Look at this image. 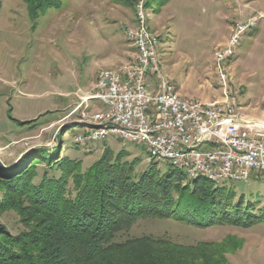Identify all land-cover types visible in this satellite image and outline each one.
Here are the masks:
<instances>
[{
    "label": "rangeland",
    "instance_id": "1",
    "mask_svg": "<svg viewBox=\"0 0 264 264\" xmlns=\"http://www.w3.org/2000/svg\"><path fill=\"white\" fill-rule=\"evenodd\" d=\"M138 2L143 25L158 39L160 74L179 98L222 101L226 86L238 116L264 122V0H168L164 5L163 0H62L60 8L45 10L35 20L23 0H0V227L9 235L37 226L32 221L40 217L27 210L22 192L44 173L58 176L50 167L62 159L78 161L84 172L106 152L121 154L136 163V176L153 164L142 145L116 137L75 142L88 130V116L101 109L93 98L99 73L126 65L134 54L127 31L137 27ZM250 17L258 23L224 64L223 84L214 72V52L226 44L233 25ZM154 164L161 174L171 169L184 174L167 161ZM221 185L233 188L235 202L244 198L264 220L262 175ZM144 235L183 246L210 244L203 247L205 256L214 260L222 253V264H264V221L246 228H197L142 219L120 239Z\"/></svg>",
    "mask_w": 264,
    "mask_h": 264
},
{
    "label": "trees",
    "instance_id": "2",
    "mask_svg": "<svg viewBox=\"0 0 264 264\" xmlns=\"http://www.w3.org/2000/svg\"><path fill=\"white\" fill-rule=\"evenodd\" d=\"M61 1L23 0L32 20L60 8ZM119 155L106 152L84 172L78 161L62 159L50 167L58 176L44 173L37 185H28L22 192L27 210L40 219L16 237L0 227V264H222V253L214 260L205 256L203 247L210 244L120 237L142 219H170L197 228H246L264 221L244 198L235 202L233 188L203 178L183 185L184 174L174 169L161 174L154 163L136 176V163Z\"/></svg>",
    "mask_w": 264,
    "mask_h": 264
},
{
    "label": "built area",
    "instance_id": "3",
    "mask_svg": "<svg viewBox=\"0 0 264 264\" xmlns=\"http://www.w3.org/2000/svg\"><path fill=\"white\" fill-rule=\"evenodd\" d=\"M136 9L137 27L127 32L130 40H137V54H132L129 62L118 69L100 72L96 81L98 93L93 96L105 99L111 121L119 122V138L169 155L170 165L182 164L189 176L194 173L225 175L227 181L238 179L241 182H247L253 173L264 177V125L239 120L226 86H223L222 101L210 102V106H199L186 99L175 101L177 92L172 83L160 78L154 58L156 40L145 34L142 2H138ZM257 23L256 17H250L231 27L229 43L216 54L219 82L220 78H227L225 72H221V61H226L244 33L253 30ZM222 112H234V119H222ZM108 138L98 135L97 130H85L75 142L95 144ZM201 138L229 142V150L204 149L201 153L180 157L182 148L196 145Z\"/></svg>",
    "mask_w": 264,
    "mask_h": 264
},
{
    "label": "bare ground",
    "instance_id": "4",
    "mask_svg": "<svg viewBox=\"0 0 264 264\" xmlns=\"http://www.w3.org/2000/svg\"><path fill=\"white\" fill-rule=\"evenodd\" d=\"M142 23L144 24L143 15H142ZM245 33H244V35H245ZM145 34H146V36H148L149 39L156 40L155 41V49H154V58L156 60V64H157L159 72H160L159 61H158V52H157L158 39L153 34L148 32V30L146 29V26H145ZM127 37H128V40L130 42H132L134 45V54H137V40H130L129 32L127 33ZM228 43H229V36H228L226 44H228ZM237 46L238 45H235L234 50H232L231 55L229 57H227L226 61H221V72H225V75H227L226 74L227 70H226L224 64L226 62H228L234 56L235 49ZM220 53H221V47H220V49H217L214 52V72H215L216 76H217V67H218V57L216 56V54H220ZM110 71H113V70L107 69V70H103L101 72H110ZM160 78L167 80L161 74H160ZM226 80H227V78H220V82L223 84H225ZM95 89H96V93H98V84L95 85ZM93 98L100 103L101 109H103V110H102V112H95L94 114L88 116V118H87L89 120V121H87L88 122L87 126L89 127L88 130H97L98 135L116 137L122 141V139L119 138V136H120L119 122H112L111 121L110 108H105V99H103L101 97H93ZM175 101H183V99L179 98L175 94ZM193 102H195L196 104H199V106H210V103L204 104V103H199L196 101H193ZM83 117H85V115ZM222 119H234V112H222ZM239 120H247V119H244V118L239 116ZM248 121H251V120H248ZM260 122L258 123L255 121L256 125H264V122L263 123H260ZM112 130H113V136H112ZM130 143H133V142H130ZM204 148L205 149L215 148V149H219V150H229V142H217V141L213 140L212 138H201V139H198V142H196V145H189V146H186L185 148H182V150H180V157H188V156H191L195 153H201V149H204ZM146 149L148 150V154H149L148 160L152 161V163H158L161 161H167L170 163L169 155H166L163 153H157V151H153V149H149V148H146ZM171 166L178 167V168L182 169L184 171V175L188 181H191V180L197 179V178H203V179L210 181V182H213L215 184H220V183H224V182H232V181H241L238 179H228V181H227V180H225V175H217V177H215L213 175H209L206 173H194V174H191L189 176L188 175V169H186L185 166H182V164H172ZM249 178H250V176H248V179Z\"/></svg>",
    "mask_w": 264,
    "mask_h": 264
},
{
    "label": "crops",
    "instance_id": "5",
    "mask_svg": "<svg viewBox=\"0 0 264 264\" xmlns=\"http://www.w3.org/2000/svg\"><path fill=\"white\" fill-rule=\"evenodd\" d=\"M261 19V18H260ZM229 36V35H228ZM228 39V38H227ZM227 42V41H226ZM223 46V45H222Z\"/></svg>",
    "mask_w": 264,
    "mask_h": 264
}]
</instances>
